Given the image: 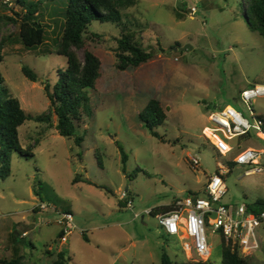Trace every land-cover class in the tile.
Masks as SVG:
<instances>
[{
    "label": "rangeland",
    "instance_id": "obj_1",
    "mask_svg": "<svg viewBox=\"0 0 264 264\" xmlns=\"http://www.w3.org/2000/svg\"><path fill=\"white\" fill-rule=\"evenodd\" d=\"M138 1L124 22L155 58L136 69L118 70L114 50L120 29L112 23H92L90 30L102 36L91 49L102 59L103 76L96 90L87 91L92 115L78 130L85 138L82 146L74 137L64 138L35 120L20 129L22 147L31 155L14 153L11 175H0V259L13 257L17 250L25 264H51L55 257L44 253L48 249L66 251L70 264H161L164 252L183 263L189 260L183 244L168 236L146 211L174 207L191 193L204 197L209 178L217 174L230 190L224 203L229 195L238 197L241 186L263 179L264 175L245 176L255 166L229 168V159L214 147L223 153L229 150L220 140L237 147L231 158L247 148L264 152L260 132L219 140L210 120L212 112L231 107L252 124L258 118L264 122V98L249 106L240 101L243 91L264 85V38L249 28L244 0ZM0 2V17L15 18L11 7L15 12L19 8L12 0L8 6V0ZM45 4L40 17L49 26L46 44L34 51L6 44L0 65L5 85L33 117L49 109L43 84L55 83L58 71L68 66L53 45L62 20L53 19L52 4ZM18 31L13 23L1 24L0 42L4 36L15 38ZM23 66L40 80L29 81ZM152 99L159 100L167 113L165 123L156 129L167 144L141 124L140 114ZM77 176L84 182L73 184ZM122 199L126 200L121 206ZM67 211L73 214L75 228L68 244L60 245L58 221ZM212 230L207 232L209 260L222 264L223 241ZM250 264H264V257L253 258Z\"/></svg>",
    "mask_w": 264,
    "mask_h": 264
},
{
    "label": "trees",
    "instance_id": "obj_2",
    "mask_svg": "<svg viewBox=\"0 0 264 264\" xmlns=\"http://www.w3.org/2000/svg\"><path fill=\"white\" fill-rule=\"evenodd\" d=\"M11 0L5 2L8 6ZM13 5L19 8L13 15L0 17L1 24L10 22L18 27L15 38L4 36L0 42V65L5 57L3 48L6 44H21L27 50H37L47 42V28L41 21L42 6L48 2L52 4L50 16L62 20L59 37L55 40L54 52L67 59L68 66L59 70L55 83L43 84L45 94L50 102L47 113L33 117L22 108L19 99L15 98L8 87L0 71V175L8 178L11 175V160L14 153L28 158L31 153L24 149L20 140V129L27 121L35 120L46 124L50 129H55L64 138H75V143L82 146L85 141L83 135L78 133L85 121L91 118L92 106L89 90H96L103 76L102 59L91 49V44L101 35L90 30L93 22L112 23L120 29V37L116 39L117 48L114 50L117 60L116 68L120 71L136 69L143 64L151 62L155 58L153 52L144 49L137 41V33L124 22L127 19L126 12L138 5V0H12ZM2 3L0 2V6ZM46 5V4H45ZM243 6L249 28L258 32L264 38V0H244ZM57 24V20L54 21ZM82 53V57L79 53ZM51 54V53H47ZM23 75L31 82H38V75L27 66L22 67ZM54 117L56 122L54 123ZM167 120V113L161 102L152 99L140 114V121L144 128L160 142L168 141L156 130ZM249 134L238 138H244ZM122 161L127 162V155L120 146ZM238 148H234V153ZM231 154V153H230ZM238 155V154H237ZM236 155V156H237ZM229 156V155H228ZM227 166L233 168L236 163L234 158L228 157ZM226 157V156H223ZM230 173V171H229ZM77 176L73 184L84 182ZM86 181V180H85ZM190 195H197L191 193ZM126 199H122V206ZM174 207H160L151 210L154 217L172 211ZM264 210V204L258 201L256 205L249 206L248 211L260 213ZM67 213H70L67 211ZM72 214V213H71ZM59 239L63 238L61 232ZM222 264H250L248 258L240 252V248L227 242L223 236ZM33 246V245H32ZM17 249V248H16ZM44 253L49 257H55L51 264H70L71 258L65 251L52 253L45 249ZM0 264H25L23 256L16 255L10 258L0 259ZM161 264H211L207 262H195L186 260L177 263L170 255L163 253Z\"/></svg>",
    "mask_w": 264,
    "mask_h": 264
},
{
    "label": "built area",
    "instance_id": "obj_3",
    "mask_svg": "<svg viewBox=\"0 0 264 264\" xmlns=\"http://www.w3.org/2000/svg\"><path fill=\"white\" fill-rule=\"evenodd\" d=\"M261 98H264V85H256L240 95V101L248 106ZM210 120L216 129H213L212 133L210 128H207L219 140L222 138L225 141H231L251 133L252 130L260 133L264 131V122L261 119L258 118V121L252 124L242 113L231 107L212 112ZM220 142L229 150L223 153L214 145L219 155L227 157L234 151V146L224 144L221 140ZM263 157L264 152L247 148L240 151L233 161L239 166H255L253 173L260 174L264 172V163L260 162ZM227 192L223 176L217 174L209 178L204 197L192 195L184 201H177L172 211L155 216L163 231L168 236L177 237L183 244L187 259L195 262L209 261L211 250L208 244V228L213 229V234L220 233L227 242L239 247L243 255L260 248L257 230L264 223V210L256 214L248 211L243 205L238 206L237 209L229 207L223 202ZM127 206L132 209V202L129 201ZM42 208L45 209V206L43 205ZM146 214L151 215V210L146 211ZM139 217L136 214V218ZM58 224L62 226L64 236L70 235L75 228L73 214L62 213ZM23 236L25 237L26 234Z\"/></svg>",
    "mask_w": 264,
    "mask_h": 264
},
{
    "label": "crops",
    "instance_id": "obj_4",
    "mask_svg": "<svg viewBox=\"0 0 264 264\" xmlns=\"http://www.w3.org/2000/svg\"><path fill=\"white\" fill-rule=\"evenodd\" d=\"M263 130H264V127H263ZM260 134L261 136H264V132ZM251 175H264V172L260 174L253 173L252 170L251 171L247 170L245 172L246 177L251 176ZM229 193H230V190H228L227 194ZM258 201L264 204V177L261 181L253 185H248L246 188L241 186L239 196L237 197V195H229V197L225 201V204L229 207H233L234 209H237V207L241 205L245 206L248 209L249 206L256 205ZM67 237L68 236H63V238L59 239L60 240L59 244L63 245L64 242L68 244L69 240H67L68 239ZM257 237H258L260 248L258 250H254L250 252L249 254L245 255L248 258L249 263H250V260H252L253 258H256L259 260L261 257L262 258L264 257V223L258 228Z\"/></svg>",
    "mask_w": 264,
    "mask_h": 264
},
{
    "label": "bare ground",
    "instance_id": "obj_5",
    "mask_svg": "<svg viewBox=\"0 0 264 264\" xmlns=\"http://www.w3.org/2000/svg\"><path fill=\"white\" fill-rule=\"evenodd\" d=\"M264 137V136H263Z\"/></svg>",
    "mask_w": 264,
    "mask_h": 264
}]
</instances>
